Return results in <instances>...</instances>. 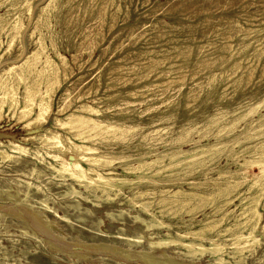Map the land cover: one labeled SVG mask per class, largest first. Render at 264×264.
<instances>
[{
    "label": "rangeland",
    "instance_id": "1",
    "mask_svg": "<svg viewBox=\"0 0 264 264\" xmlns=\"http://www.w3.org/2000/svg\"><path fill=\"white\" fill-rule=\"evenodd\" d=\"M0 106V264H264V0H0Z\"/></svg>",
    "mask_w": 264,
    "mask_h": 264
},
{
    "label": "bare ground",
    "instance_id": "2",
    "mask_svg": "<svg viewBox=\"0 0 264 264\" xmlns=\"http://www.w3.org/2000/svg\"><path fill=\"white\" fill-rule=\"evenodd\" d=\"M49 63V62H48ZM35 73H40V72H38L37 70H33ZM33 71H31V73L33 72ZM23 76L24 75H21L20 76V79H22V80H25L24 82H26L27 81V79L28 78H23ZM39 77V76H38ZM30 87L31 86H29V84H27L26 86H25V101H26V99H29L30 97H31V95H30V92H31V90H30ZM31 99V98H30ZM46 99H47V97H46ZM42 100V99H41ZM17 102H18V94H17V92H16V90H15V88H13V87H8V89H7V91L4 93V95H3V102H2V105L3 104H8L11 108L12 107H14L16 104H17ZM29 102V101H28ZM49 102V101H48ZM26 103H27V101H26ZM33 104V103H32ZM46 105H47V103H46ZM1 107V106H0ZM45 106H43V108H44ZM15 108V107H14ZM25 108V107H24ZM40 108V107H39ZM42 109V108H41ZM46 109V108H45ZM44 109V110H45ZM43 110V111H44ZM76 122V123H75ZM76 124V125H75ZM82 124H84L83 122H82V120H80L79 122L78 121H73V123L71 122V125H74L73 127H79V126H81ZM68 126V125H67ZM70 126V125H69ZM83 127V126H82ZM84 127H85V125H84ZM81 128V127H80ZM52 134V133H51ZM52 139V138H51ZM59 139V138H58ZM55 141H57V140H55ZM49 143V142H48ZM74 145V144H73ZM59 146H61V145H59ZM67 147V146H66ZM65 147V148H66ZM69 148V147H68ZM68 148H66V149H68ZM78 148H80L81 149V147H78ZM17 149H19L20 151H23L20 147H17ZM25 149V148H24ZM69 149H71V148H69ZM78 150V149H77ZM87 150V149H86ZM70 151V150H69ZM83 151V150H82ZM66 154V153H65ZM68 154V153H67ZM74 156V155H73ZM70 157V156H69ZM72 157V156H71ZM78 159H79V157H78ZM85 160H87V161H89V159H85L84 158V160H82V161H85ZM66 161V160H65ZM74 161H76V160H74ZM73 161V162H74ZM95 161V160H94ZM73 162L71 163L70 162V164L68 163V164H66V163H64L63 164V167H62V169H61V167H60V169H61V171L60 172H62V173H65V172H67V173H69V176H71V178H73V179H76L77 180V182H79V183H81V184H84V181L86 182V180H87V178H86V176H85V174H84V172L79 168V166L77 165V164H73ZM86 162V161H85ZM96 162V161H95ZM75 169V170H74ZM59 172V171H58ZM62 173H60V174H62ZM99 174V173H98ZM111 180V179H110ZM101 183H102V185H103V183L105 184V185H107V186H110L109 185V183H107L108 182V180H105V178H101ZM87 183H88V181H87ZM111 183V182H110ZM113 183V182H112ZM129 183V182H128ZM123 184V183H122ZM94 185V184H93ZM118 185V184H117ZM97 186V185H96ZM113 186V185H112ZM120 186V185H119ZM124 186V185H123ZM88 187V186H87ZM99 187V186H98ZM116 187V186H115ZM121 187V186H120ZM104 188V187H103ZM106 188V187H105ZM108 188V187H107ZM106 188V189H107ZM118 188V187H117ZM87 189V188H86ZM110 190V189H109ZM112 190V189H111ZM104 191V190H103ZM76 193V192H75ZM177 195H179V194H177ZM176 196V195H175ZM196 201V200H195ZM175 204L177 205H179L180 204V202H175ZM253 220V219H252ZM252 220H251V218H247L246 219V222L245 223H243L242 225H237V226H235L234 228H235V231L233 232V230H232V235H231V237H232V239H233V241H239V240H241V239H244V242H245V244L249 247V245L250 244H248L247 243V241H248V239L250 238H247V239H245V238H243L242 237V233L243 232H241V229L242 228H250L251 229V233H252V231H253V229L256 227V223H257V221L259 220V218L257 217V220H256V222H255V224H254V222L252 223ZM153 227H155L154 225H153ZM160 227V225L158 226V228ZM164 228V227H163ZM231 229V228H230ZM203 231V230H202ZM227 231V230H226ZM263 231V230H262ZM224 232V231H223ZM200 233L201 232H198L197 233V235H200ZM251 233H250V236H251ZM252 238V237H251ZM252 241V240H251ZM258 241V240H257ZM257 241H255V242H257ZM139 243V242H138ZM167 244V243H166ZM183 246H185L186 248H188L189 249V251H190V253L193 255V256H195L197 253H200V255H203V254H205V252L206 251H211L213 254H216V253H218V251H219V246H216L215 245V242H212V245H211V248L210 249H206V248H204V247H202L201 245H199V247H198V250H196L195 249V247H194V243H190V244H188V245H183ZM252 246V245H251ZM250 246V247H251ZM238 249V248H237ZM240 255V254H239ZM242 256V255H241ZM142 257V256H141ZM234 257V256H233ZM152 260H150L149 262H151ZM218 262L220 263V264H223L224 263V261L222 260V259H218ZM172 264V263H171ZM174 264V263H173Z\"/></svg>",
    "mask_w": 264,
    "mask_h": 264
}]
</instances>
